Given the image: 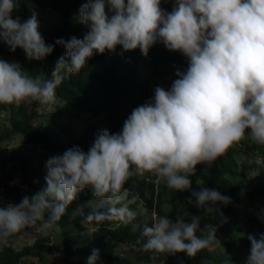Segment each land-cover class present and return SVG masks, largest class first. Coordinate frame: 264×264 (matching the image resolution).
Segmentation results:
<instances>
[{
	"label": "clouds",
	"instance_id": "1",
	"mask_svg": "<svg viewBox=\"0 0 264 264\" xmlns=\"http://www.w3.org/2000/svg\"><path fill=\"white\" fill-rule=\"evenodd\" d=\"M160 5L161 0H87L78 19L88 31L83 39L57 41L65 47L66 59L59 58L51 79L0 60V104L16 106L54 103L62 73L79 74L94 54L115 52L117 46L125 52L138 48L147 56L159 42L189 61L186 71L176 72L170 90L156 87L154 100L133 109L121 132L102 130L87 153L77 147L51 157L44 190L0 207V244L37 226L45 234L59 231V221L85 189L95 199L86 205L90 211L78 206L75 214L88 222L127 224L137 214L123 203L122 192L134 174L151 173L156 183L183 191L191 188L189 177L197 165L216 161L246 134L264 145V0H175L171 12ZM18 6L19 0H0V41L13 52L23 49L30 60H43L53 46L39 32L35 11L24 22L12 18ZM255 163L264 168V157L257 155ZM192 196L197 207L209 205L211 213L216 210L212 205L231 202L215 189L193 191ZM215 233L211 224L201 228L197 216L175 221L158 216L143 226L142 250L195 257L212 246ZM248 239L245 264H264V234ZM98 258L94 250L88 264Z\"/></svg>",
	"mask_w": 264,
	"mask_h": 264
},
{
	"label": "trees",
	"instance_id": "2",
	"mask_svg": "<svg viewBox=\"0 0 264 264\" xmlns=\"http://www.w3.org/2000/svg\"><path fill=\"white\" fill-rule=\"evenodd\" d=\"M31 1L43 10L52 8L59 13L58 25L39 28L45 43L53 46V52L36 63L25 56L23 49L17 48L13 52L6 43L0 41V56L6 57L9 63L18 58L22 70L28 75H44L51 79L59 58L63 56L66 59V49L57 41L67 42L73 37L83 39L88 31L78 19L79 10L87 0ZM26 3L27 0H19V6L12 13L13 19L19 18L21 22L27 20L29 11ZM174 5L175 0H161L160 6L171 12ZM188 63V58L182 53L169 51L159 42L149 49L147 56L138 48L125 52L117 46L115 52L94 54L79 74L62 73V83L56 89V99L63 102L62 110L41 114L38 109L47 104L35 101H25L19 106L0 104V115L5 114L11 124L10 128L3 129L0 120V171L4 175V178H0V187L4 194L12 197L14 192L22 194L25 190L24 196H31L36 191L44 190L47 187L46 163L50 155H63L66 150L77 147L87 153L102 130H107L110 134L121 132L133 109L154 100L156 87L170 90L173 81L178 78L176 72L186 71ZM79 113L88 114L93 119L102 118L101 128L97 130L90 125L76 138L73 123L80 118ZM70 120L72 125L67 126ZM58 121L65 123L61 127V135L50 129L52 123ZM17 134L23 137L22 146H8L9 141ZM244 142L233 145L225 155L211 164L197 165L195 174L189 177L191 188L187 190L177 191L168 188L164 182L156 183V177L151 173L134 174L129 178L123 192L128 199L137 200L145 211L155 217L138 213L127 224L119 221L88 222L75 214L74 210L78 206L84 207L87 213L90 209L86 205L95 197L90 189L79 192L59 221L64 243V264H88V258L94 250L99 252L96 264H245L251 247L248 236L255 235L259 238L264 234V168L252 175L246 168L247 161L239 160L238 156L244 151ZM251 144L250 152L254 154L253 157H264V145L253 141ZM17 174H22L23 182L11 186L9 182ZM203 188L215 189L229 197L231 202L212 205L216 210L207 212L209 205L197 207L192 196L193 191L198 192ZM241 206L248 209L241 212ZM158 216H168L173 221L177 216H184L185 220H190L192 216L200 217L201 228L211 224L216 227V238L225 237V240L216 252H213L216 247L214 240L212 246L198 252L195 257H189L185 253L167 256L166 253L146 252L142 250L146 238L142 237L141 232L144 225L151 226ZM90 223L96 224L98 228L92 232L88 243L83 244L84 232L88 230L87 225ZM53 234V231L48 232L35 245L27 246L21 251H16L13 246L20 234L11 237L9 244L0 252V264H21L27 257L42 259L45 253L52 252L50 243L54 238ZM197 235L202 233L198 230ZM138 240L140 243H137ZM117 244L133 245L137 249L134 257L117 256ZM153 255L156 256L155 260L152 259Z\"/></svg>",
	"mask_w": 264,
	"mask_h": 264
},
{
	"label": "rangeland",
	"instance_id": "3",
	"mask_svg": "<svg viewBox=\"0 0 264 264\" xmlns=\"http://www.w3.org/2000/svg\"><path fill=\"white\" fill-rule=\"evenodd\" d=\"M27 6L29 9L28 19L31 17L33 11H35V13L37 14L39 28H41V27L44 28L46 26L51 27L53 24L57 23V18H58L57 25L59 24V13L57 11L53 10L52 8H47V9L43 10V9L39 8V6L31 0L27 1ZM25 56H26V54H25ZM0 60H4V61L8 62V59L6 57H2ZM30 61L38 63L37 60H30ZM13 62L18 63L21 66V61L18 60V58H16ZM62 106H63V102L61 100H58L55 98L54 103H49L46 106L40 107L38 109V112L41 114H50V113H54V112L59 111ZM79 114L81 115L80 118L78 117L75 120V122L73 123V129H74V132L76 134V138H79L90 125L95 126L97 130H99L101 128L100 122H101L102 118L93 119L88 114H85V113H79ZM0 120H1V124H2L3 129L10 128V126H11L10 121L5 117V114L1 115ZM62 125L65 126V123H63L62 121H58V123L53 122L50 129L56 130L61 135V134H63V131L61 128ZM71 125H72V121L70 120L67 123V126H71ZM242 141H245L244 146H243L244 151L242 152V154H240L238 156V158L241 162L247 161L246 168L251 171L252 175H256V173L260 172L262 168L256 165V163H255L256 157H253L254 154H251V152H250V148L252 145L251 139L247 138V134H246V138ZM242 141H240V142H242ZM22 144H23V137L20 134H17L9 141L8 146L20 147V146H22ZM54 156H58V155L57 154L50 155V158L54 157ZM244 156H247V157L242 158ZM32 170L33 169H31V171ZM3 176H4L3 173L0 171V178H4ZM22 178H23L22 174H17L14 177V179L12 181H10L9 183L11 186L19 185L23 182ZM1 188L2 187H0V189ZM24 192H25V190H23L21 192L22 194H18L17 192H14L12 197H8V196H6V194H4L3 191L0 190V207H6L9 203H14V204L20 203V201L24 197ZM122 195H124V197H125L123 203L127 204L130 209H132L133 211L136 212V214L141 213L143 215H147V217H150V218L155 217V215L145 211L142 208V205H140L137 202V200L128 199L126 193H124V192H122ZM247 209H248V207H246V206L240 207L241 212H245ZM87 227H88V230H86L84 232L83 244L88 243V240L91 238V234L97 228V225L90 223L87 225ZM25 231L28 232L29 234L28 235L20 234L18 240L15 241V244L13 245L16 251H21L27 246L35 245V243L37 242V240L40 237H44L46 235L45 233H43L40 230L39 227L33 228V229H26ZM53 232H54V234H53L54 238H53L52 242L50 243V246H52V252L51 253H49V252L45 253V255L42 259L36 258V257L24 258L21 264H64V257H63V253H62L64 243H63V240L61 238L62 237L61 232H60V230L59 231L53 230ZM224 240H225V237L220 238V239L216 238V240H215L216 247H215V250H213V252L217 251L216 249L222 244V242ZM4 248H5V245L0 244V251H3ZM136 251H137V249L133 245H129V244H118V245H116V255L120 256V257H122V256L134 257ZM75 258H77V257H75ZM200 264H215V263H213V262H201Z\"/></svg>",
	"mask_w": 264,
	"mask_h": 264
}]
</instances>
